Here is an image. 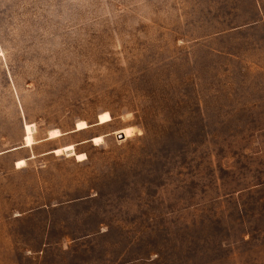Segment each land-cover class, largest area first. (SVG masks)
I'll return each instance as SVG.
<instances>
[{"label":"rangeland","instance_id":"1","mask_svg":"<svg viewBox=\"0 0 264 264\" xmlns=\"http://www.w3.org/2000/svg\"><path fill=\"white\" fill-rule=\"evenodd\" d=\"M0 153V264H264V0H0Z\"/></svg>","mask_w":264,"mask_h":264},{"label":"bare ground","instance_id":"2","mask_svg":"<svg viewBox=\"0 0 264 264\" xmlns=\"http://www.w3.org/2000/svg\"><path fill=\"white\" fill-rule=\"evenodd\" d=\"M112 120L111 116L109 113L105 112L100 115L99 120H98V125H105L110 123ZM89 126L85 122H80L78 123L75 132H80L88 129ZM35 127L34 125H25V146L26 147H32L35 144L34 141V133H35ZM125 137H129L132 134V129H126L123 132ZM61 136V133L58 130H53L50 131L48 134V140H55ZM103 141L102 137H96L94 138L95 143H101ZM54 154L56 155H62L66 153L69 156H77L78 159L82 158L81 155H76L75 154V149L73 145H69L66 147H63L61 149H56L53 151ZM1 154V153H0ZM18 164L20 166L24 165V161H19Z\"/></svg>","mask_w":264,"mask_h":264},{"label":"water","instance_id":"3","mask_svg":"<svg viewBox=\"0 0 264 264\" xmlns=\"http://www.w3.org/2000/svg\"><path fill=\"white\" fill-rule=\"evenodd\" d=\"M118 139H120V140H123V139H125V136H124V134H121V135H119V136H118Z\"/></svg>","mask_w":264,"mask_h":264},{"label":"crops","instance_id":"4","mask_svg":"<svg viewBox=\"0 0 264 264\" xmlns=\"http://www.w3.org/2000/svg\"><path fill=\"white\" fill-rule=\"evenodd\" d=\"M56 150V149H55Z\"/></svg>","mask_w":264,"mask_h":264}]
</instances>
